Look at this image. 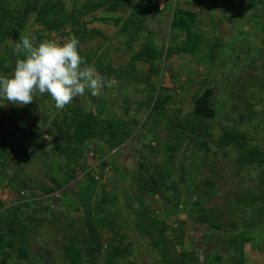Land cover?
<instances>
[{
    "label": "trees",
    "instance_id": "obj_1",
    "mask_svg": "<svg viewBox=\"0 0 264 264\" xmlns=\"http://www.w3.org/2000/svg\"><path fill=\"white\" fill-rule=\"evenodd\" d=\"M1 1L3 0H0V3ZM72 1V9L66 11L63 0H17L6 17L0 15V40L5 39L8 35L18 37L29 23L33 22L38 26L36 29L38 33L34 39L36 43L49 40V33L68 36L69 38L75 36L79 40L78 50L80 53V43L83 40L89 39L93 35H99L103 39L109 38L103 36L97 28H87L88 19L84 20L83 18L98 10L107 11L112 13V25L115 27L120 24L115 31V36L117 35L118 38H111L115 45L112 47L126 58L118 66L107 65L108 71L99 72L95 60L92 62L90 56L85 57L81 53L80 55L84 57L88 66L94 68L97 73L104 77V80L117 81V74L105 76L109 71L112 73L120 71V77L123 80L121 86L132 87L138 77H142V83L146 85L151 78L146 69L154 60L160 59L158 58L160 52L154 50L152 41L144 38L145 32L152 34V31L147 30L145 22L156 16L161 17L162 13L169 15L170 18L167 17L169 20V39L165 49L169 50L171 47L169 45L175 44L174 47L177 51L176 54L175 52L174 55L170 53L166 57L186 56L189 60V78H194L193 71L196 64H202L209 72V78L200 82L199 85L196 83L197 78L184 81L186 77L183 75L184 80L178 91L184 87L197 84L199 88L193 93L191 100L192 114L198 121V127H209L211 132L206 133L212 136L217 123L213 121L215 110L211 97L220 92L221 85L225 88L224 83L229 86L226 95L232 112H236V116L229 117V125L221 131V134L216 138V143L218 146L227 148L229 152L235 153L234 160L237 169L235 176L256 169L261 184L257 183L255 190L246 188L243 189L244 194L229 196L219 186L218 177L211 179L209 183H207L208 179L200 181L195 178L196 183L192 187L188 185L187 179L181 177L174 183L171 178L172 175H166L169 178L168 182L172 191L165 196L163 189L168 187L163 182L166 176L157 163L151 159L152 156H155V149L153 146H149V154L140 152L139 155L134 154L132 157L131 153L130 158L125 162L130 169L133 165L132 161L135 159V169L131 170V177H135V180L131 187H134L133 190L136 194L141 195L139 203L131 197L126 199L123 193L125 186L120 185L118 181L117 186L114 185L106 189L101 186L95 188L96 181L90 175L94 162L100 159L99 166H105L107 160L103 155L110 154L124 143L125 136L130 134L128 128L132 123L134 124L129 113L137 111L138 114L144 116V113L140 112L143 97L140 102L129 99L128 103L134 102L133 104H136V107L132 108L125 106L126 100H124V106L119 108L122 110V114L120 111L119 115L115 98L116 92H107L109 95L105 94V99L113 117H101L99 114L97 117L96 114L92 113L72 112L67 105L63 109H58L48 94L36 93L42 97L40 105L47 107L44 114V121L47 125L46 129L41 132L51 135L52 139L49 140V144L54 153L63 154L64 166L60 163L57 164L58 171H62L63 174L61 176L50 173L48 177L51 182L50 186L44 181L39 183L37 188L40 195L33 190L28 192L24 198V204L30 206L38 197L42 196L38 199L40 202L39 209L27 210L20 205V198L8 204L4 203L7 200L3 202L0 198V209H2L0 211V264H10V257L16 259L29 256L28 249L33 244L34 237L38 236L33 230L37 228L38 231V226L42 223L37 222L39 212H44L53 206L57 208L75 207L77 198L85 199L84 203H86L87 209H89L92 200L93 207L90 205L92 214L87 213L85 215L83 213L79 220L75 219L78 220L77 222L74 220L76 225L72 221L71 223L67 222L66 225H60V227L55 221L58 229H55V232L50 229L48 232L49 235L53 234V237H50L53 239L57 238L58 231L66 229L69 234L67 245L63 246V258L60 259L59 264H158V261L163 264H244L247 254L245 250L250 255L264 253V245H248L252 240V232L261 223L264 225V33L253 32L252 39L240 38L237 34L232 37L212 36L211 24L216 22V17L219 15L215 0H174V2L185 1L188 4L202 7L206 11L209 10L210 22H202L199 25L197 24L196 11L173 5L171 0H163L161 7L158 4L159 0ZM243 1V6H236L235 11L226 3L222 5L223 9L229 12L228 20L240 19L238 16L244 12L245 17L248 16L252 19L259 18L261 15L264 22V13L259 15V8L264 6V0ZM68 27L70 30H66ZM41 32H45V34L42 35ZM227 40L230 42L224 43ZM136 42H139L137 46L135 45ZM161 51H164V44ZM241 54H246L249 57V63L242 65H251L256 69V72L247 76L242 75L240 71L242 65L239 63ZM16 60L17 56L12 53L10 62L3 61V64L10 67L9 70H13ZM164 60L167 63L165 57ZM0 63L2 62L0 61ZM165 63L163 64L164 67ZM149 89L155 91L153 86ZM231 89L237 90V95L232 94ZM157 90V97H160L158 95L160 88ZM148 94L152 97L151 93ZM152 99L150 98V102ZM167 99L168 96L165 99L160 97L159 100L155 99L152 105L148 104L146 119L152 115H160L162 113L161 107L172 101L170 98ZM256 105L260 106L259 111L255 110ZM239 106L242 107L241 110H239ZM42 108L41 106L40 109ZM95 112L97 113L96 110ZM4 119L11 121L8 118ZM12 121L15 122V117ZM48 127L49 130L47 131ZM23 128L24 126L21 124L11 128L7 127L1 131L0 153L7 159L15 160L18 155V147L26 146V134L22 132ZM256 129L263 134L260 139L252 134ZM51 130L55 131L54 137H52ZM69 136L71 139L65 141ZM96 140L103 145L95 147ZM205 143L207 142H204V145L199 143V146L209 150ZM191 144L197 143L192 142ZM8 147L10 149H7ZM175 147V145H169L170 150L175 149ZM223 154L226 156L225 153ZM169 156H166L164 162H169ZM138 167L143 171H138ZM76 168L84 172L79 178L73 177ZM210 170L214 169L210 168ZM145 171L148 172L147 175ZM72 181L73 183H71ZM180 181L185 184L186 189L183 188ZM64 185L67 188L60 192L63 193L65 199L71 197V204L66 205L63 197L58 200V203H53V201L50 203L51 200L56 199L55 190H61ZM175 187L183 190L180 197L174 194ZM67 191L70 193L68 192V194ZM245 194L246 196H244ZM156 197L161 202L155 205L154 209H165L168 206L165 204L167 199L174 201L173 213L181 215L189 222L197 223L202 228L205 227V232L206 230L208 232L210 230L216 233L222 232L224 237L217 238L208 250L204 251L206 245H204L205 236L203 235L207 234L201 233L197 237V241L203 244L198 247L200 251L181 249L174 256H170L169 244L180 246L184 239L189 238V236L184 237V232L174 230V233L179 234V237L177 241H173V231L171 225L167 223L170 214L166 211L160 219L153 214L154 209L150 208V202L154 201ZM213 200L214 204L212 205L214 206L207 205ZM258 200L260 205L251 207ZM215 204H218L217 207L220 208L216 209ZM135 206L139 207L140 210H134L131 213V208ZM124 209L128 210L125 215L122 214ZM40 217L46 220L43 215ZM49 222L50 224L54 223L53 221ZM101 233L107 237L105 244L99 240ZM132 234L137 235L139 240L144 236L151 235L156 238L150 240V243H145V251L139 253V249L135 247V242L129 238ZM115 239H119V242L115 243ZM57 243L61 242L57 240ZM45 246L43 245V247ZM147 253L153 258L157 255L159 260L157 262L150 259L147 261L144 258ZM46 255L49 256L48 252ZM138 255H140L139 260H137ZM98 257L103 259L101 262L96 261L97 263H95L94 261ZM210 257L214 258L213 262L209 261ZM48 260L54 261L52 258Z\"/></svg>",
    "mask_w": 264,
    "mask_h": 264
},
{
    "label": "rangeland",
    "instance_id": "obj_2",
    "mask_svg": "<svg viewBox=\"0 0 264 264\" xmlns=\"http://www.w3.org/2000/svg\"><path fill=\"white\" fill-rule=\"evenodd\" d=\"M64 1V8L66 11H69L73 7L72 0H63ZM17 0H3L0 3V15L2 17H6L9 11H11L14 4ZM217 4V8L219 10V15L216 17V22L211 24L212 26V36H219V37H232L233 35H238L240 38H249L252 39L253 32H263L264 29V22L262 21L261 15L264 13V6L259 8V18L252 19L251 17L244 16V12L241 13L238 17L240 19H230L228 20V11H225L222 7L224 3L228 4L232 7L233 11H235L236 6H243L244 1H237V0H215ZM173 5H178L182 8L196 11L197 12V24L202 22H210L209 20V10L206 11L202 7H198L195 5L188 4L185 1L182 2H174L171 0ZM159 6L163 5V0H159ZM243 9V8H241ZM169 15L162 13L161 17L156 16L151 20H147L146 26L148 31H152V34L144 33V38L149 39L153 42L154 50L160 52V56L152 62L151 65L147 67L146 70L150 74V80L145 85L142 83L143 78L138 77L136 82H134L131 86H121L123 83L122 78L120 77V71L112 73L109 71L105 77L107 76H115L117 74V81L112 80H105L104 85H102L98 90L96 95H92L91 91L86 90L83 96H78L74 98L68 105L72 112H79V113H92L96 114L97 117L99 115L101 117H113L111 113V109L107 106L108 102L105 99V94L109 95L107 92H116V101L118 109L124 106V100H126V105L130 108L136 107V104H133L134 100L141 101L142 99V107L140 109L141 113H144V116L138 114L137 111H131L129 113V117L133 119L132 125L130 126L129 136H125V141L121 144L117 150L112 152L106 153L102 155L107 160V164L105 166H99V160L94 162L92 171L90 175L95 179V188H99V186L103 188L112 187L114 185L125 186L124 194L126 199L132 198L133 200L140 202L141 195L136 194L134 192V187H131L135 177H131V170L135 169V159L132 161L133 165L132 168H128L126 165V161L130 158L131 153L132 157L134 154L139 155L140 152H144L149 154V146H153L155 149L154 155L151 159L153 162L157 163V165L162 169L166 175H172L171 178L175 183L176 180L179 178H184L188 180V185L192 187L195 186L197 180H207V183L211 179L218 177L219 179V186H221L222 191H224L227 195H240L244 194V190L246 188L256 189V184L260 183V177L258 176V172L256 169H251L248 173H241L239 176H235L236 169V162L234 160L235 153L229 152V150L225 147L218 146L216 143V138L221 134V131L229 125L230 118L235 115L236 112H232L230 107V103L228 102L227 90L229 89L228 85L224 83L225 88L221 85L220 92H217L216 95H212L211 99L214 103V110L215 115L213 121L217 123L213 130V135H208L206 132H211L209 127H198V121L192 114V99L193 93L199 88L200 82H203L205 79L209 78V72L207 69L203 67L202 64H196L193 77H190V68H188V62L186 56L183 55H176L171 57H166V55L176 54V47L175 44H170V49L166 50L165 47L168 46V39H169ZM224 17V19H222ZM84 20L88 19L87 28L89 29H98L103 36L109 37L107 39L101 38L99 35H93L89 39H85L80 43V53L85 57L90 56L91 61L95 60L96 68L99 72H106L108 71L107 65L110 66H118L122 60L126 57L121 55L117 50L113 47L114 41L111 39L118 36H115V31L117 27L120 26L118 24L114 27L112 25V13L107 11H95L91 14L86 15ZM212 22V21H211ZM38 26L30 22L29 25L24 29V31L19 34L18 37L14 36H6L5 39H1L0 41V75H8L11 74L13 70H9L10 67H6L3 64V61L10 62V55L15 52L16 44L24 37L29 36L33 39L36 37V29ZM66 30H70L69 27ZM41 34H45V32H41ZM50 41H57V42H65L69 39L68 36H60L57 34L49 33L48 34ZM140 42V40H139ZM139 42H136L135 45ZM230 42L229 40L224 41V43ZM172 43V42H171ZM110 44V45H109ZM164 44V51H161V47ZM113 46V47H112ZM108 49V50H106ZM164 53V54H163ZM128 56V54H125ZM164 57L167 60L165 63ZM98 59V61H97ZM100 59V60H99ZM232 59V58H231ZM160 60V61H159ZM90 61V63H91ZM157 61V62H156ZM166 64L165 67L163 64ZM240 65L243 63H249V57L246 54H241L240 56ZM152 66V68H150ZM14 68V67H13ZM216 69V68H215ZM217 71V69H216ZM240 71L242 72L243 76H247L253 72H256L253 66H241ZM185 76L186 79L184 80ZM197 78L195 85L184 87L180 91H178L179 86L184 81H189L187 79L194 80ZM109 81V82H108ZM141 81V82H139ZM153 86V89H149ZM118 87V88H117ZM159 90V96L161 98H170L172 101L164 106L161 107L162 113L160 115H152L150 118L146 119L148 115V111L146 107L148 104H153L155 99L159 100L160 97H157V92ZM172 88L171 90H169ZM101 89V90H100ZM173 90V92H172ZM226 92V93H225ZM237 90L231 89V93L237 95ZM148 93L152 94V97ZM172 93V94H171ZM133 96V98H132ZM36 94V97L33 98V101L30 104L23 105V106H16L11 103L7 104L5 107H0V133L5 128H11L12 126H18L23 124L24 128L22 132L26 134V146L18 147V155L16 156L15 160L9 161L6 157H4L0 153V198L5 204H8L12 201L17 200L20 198L21 202L20 205L25 207L27 210H31L32 208L39 209L40 202H38L39 198L34 201V204L30 206H26L24 204V198L28 194L29 191H34L40 195V191H38V185L42 181H44L48 186L51 185L49 181V174L52 175H61L62 171H58L57 164L64 166V161L62 160L63 154L58 152L54 153L53 149L50 147L49 140L52 139L51 135L45 132H41L42 130L46 129V122L44 121V114L47 111V107L40 105V101L42 97ZM150 98H153L150 102ZM133 100V103H128V100ZM167 99V100H168ZM232 100V99H231ZM239 101V99H238ZM150 102V103H149ZM43 107L40 109V107ZM255 110H260V106L256 105ZM110 109V110H109ZM242 107L239 106V110ZM97 111V113L95 112ZM119 111V112H118ZM120 111L122 114V110H117L118 114L120 115ZM100 112V113H98ZM99 114V115H98ZM15 115V116H14ZM142 116V117H141ZM15 117V122L12 120ZM230 117V118H229ZM4 118L11 119L6 120ZM146 119V121H145ZM34 124V125H33ZM103 125V124H102ZM101 125V126H102ZM144 126V128H141ZM140 128V129H139ZM49 127L47 128V131ZM52 131V137L55 136V131ZM256 138L260 139L263 134L262 132L258 131L257 129L252 133ZM65 141L71 139L70 136L67 137ZM197 143L191 144L190 143ZM209 147V150H206L204 147L199 146V143ZM93 143V142H92ZM91 143V144H92ZM94 144V143H93ZM38 145V147H37ZM103 145L100 141H95V147ZM169 145H175V149L170 150ZM14 148V145H13ZM7 149H10L8 147ZM225 153L226 156L223 154ZM100 155V154H99ZM171 155V156H169ZM166 156H169V162H164ZM204 157V160H202ZM78 165H80L78 163ZM150 167V166H149ZM210 168L214 170H210ZM149 169V168H148ZM138 171H143L141 168H137ZM83 170L77 169L73 172L74 178H79L83 174ZM146 175L148 174L145 171ZM46 174V176H45ZM140 176V174H138ZM186 176H188L186 178ZM118 181V182H117ZM169 178L166 176L164 179V184L167 185L168 188L163 189L164 195L167 196L171 191L172 188L169 184ZM73 183V181L71 182ZM180 183H182L180 181ZM183 184V183H182ZM261 184V183H260ZM185 184H183V188ZM242 187V188H241ZM67 188L66 185L63 188L55 190V200H51L50 203H58V200L63 197V191ZM21 189V191H19ZM186 189V187H185ZM244 189V190H243ZM18 193H16L15 191ZM261 190V189H260ZM181 191L179 187H175L173 192L177 196H181ZM69 191H67L68 193ZM70 193V192H69ZM68 193V194H69ZM246 196V194L244 195ZM74 197V195H73ZM63 197L65 200V204H71L70 199ZM166 198V197H165ZM84 198H77L75 207H56L53 206L51 209H47L44 212H39V220L37 222H42L40 226L34 229V233L38 234V236L34 237V242L30 245L29 256L22 257V258H11L9 259L10 264H54L55 262L59 264L60 259L63 258V246L67 245V239L69 234L67 230L58 231V236L56 239L50 238L53 237V234L49 235V230L58 229V226L66 225L67 222L74 223L75 219H80L83 213L86 215L87 213L92 214V200L90 201L89 209L85 206L86 203ZM122 203H124L121 200ZM161 200L156 197L154 201L150 202V208L154 209V206L157 205ZM174 201L166 200V208L154 209L153 214L162 219L163 215L167 211L170 214L169 218L167 219V223L171 225L173 231V241H177L179 234L176 232H184V237L189 236V238L184 239L183 243L178 245L169 244V253L170 256H174L178 250L181 249H189L191 251H200L198 248L200 245H203L201 242L197 241V237L202 234L205 238L203 239L205 248L204 251L208 250V248L217 240V238H223L224 234L222 232H214L210 230H206L205 227L199 226L197 223H192L187 221L186 219L182 218L181 215L173 213V203ZM89 203V202H88ZM136 203V202H135ZM215 203L216 200H215ZM220 203V201H219ZM218 203V204H219ZM214 204V200L207 205ZM217 204V205H218ZM138 205V204H137ZM216 205V204H215ZM216 209L220 208L219 206ZM260 201H256L251 207L259 206ZM214 206V205H212ZM133 208V209H132ZM131 213L134 210H140L139 207H132ZM2 211V209H0ZM128 210L124 209L123 215H125ZM46 220H43L40 216ZM88 216V215H87ZM78 220H75L76 222ZM49 221H53V224H50ZM74 225H76L74 223ZM60 226V227H61ZM174 230L176 232L174 233ZM78 233V231H77ZM99 232L97 231V234ZM52 235V236H51ZM56 235V234H55ZM54 235V237H55ZM49 237V239H47ZM138 236L132 234L129 236L131 241L135 242V247L139 249V253L145 251V243H150V240L155 239L156 237L151 236H144L140 241ZM200 238V237H199ZM82 239V238H81ZM57 240L61 243H57ZM83 240V239H82ZM100 242L105 244L107 237L105 234L101 233ZM119 239H115V243H118ZM57 243V245H55ZM256 244L257 246L264 245V225L261 223L258 225L254 232H252V240L250 244ZM43 245H46L43 247ZM46 250V251H44ZM48 252L49 256L46 255ZM246 259L244 264H264V253H256L254 255L248 254V251L245 250ZM15 255V254H14ZM21 255V254H20ZM52 255V256H51ZM13 257V256H12ZM52 258L54 261H49L48 259ZM144 258L149 261L154 260L158 261L157 255L153 258V256H149L148 253L144 255ZM153 258V259H152ZM102 257H98L94 262L99 263L102 261ZM140 259V255H138L137 260ZM214 258L210 257L209 261L213 262ZM132 260V258H130ZM97 261V262H96ZM199 261V260H198ZM136 262V258H135ZM68 264V263H66ZM70 264V263H69ZM158 264H163L158 261Z\"/></svg>",
    "mask_w": 264,
    "mask_h": 264
},
{
    "label": "clouds",
    "instance_id": "obj_3",
    "mask_svg": "<svg viewBox=\"0 0 264 264\" xmlns=\"http://www.w3.org/2000/svg\"><path fill=\"white\" fill-rule=\"evenodd\" d=\"M79 40H42L24 36L15 47L17 56L11 74L0 75V107L11 103L30 104L36 93L48 94L55 107L63 109L86 90L92 95L105 83L104 77L88 66L78 50Z\"/></svg>",
    "mask_w": 264,
    "mask_h": 264
}]
</instances>
